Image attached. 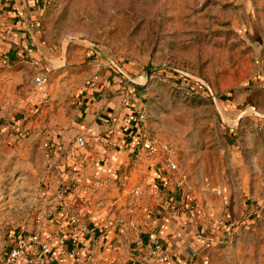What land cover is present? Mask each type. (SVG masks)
Returning a JSON list of instances; mask_svg holds the SVG:
<instances>
[{
	"label": "rangeland",
	"instance_id": "rangeland-1",
	"mask_svg": "<svg viewBox=\"0 0 264 264\" xmlns=\"http://www.w3.org/2000/svg\"><path fill=\"white\" fill-rule=\"evenodd\" d=\"M35 2L41 22L34 55L0 66V239L40 206L44 144L71 126L78 92L98 70L113 68L144 89L145 128L157 147L145 157L176 165L169 171L178 193L202 206L223 197L227 185L232 231L217 238L209 262L264 264V122L246 116L236 126L242 153L234 158L231 124L219 107L257 73L264 0ZM58 58L61 65H52ZM38 72L45 74L39 84ZM244 181L246 203L258 210L251 223L240 211Z\"/></svg>",
	"mask_w": 264,
	"mask_h": 264
},
{
	"label": "crops",
	"instance_id": "crops-1",
	"mask_svg": "<svg viewBox=\"0 0 264 264\" xmlns=\"http://www.w3.org/2000/svg\"><path fill=\"white\" fill-rule=\"evenodd\" d=\"M35 3V0H0V14L4 19L0 57L14 62L34 55L33 32L36 34L41 22V9ZM50 61L54 66L62 63L59 58ZM118 74L119 69L98 70L93 75V85L84 86L78 92L71 126L51 138L46 150L49 164L40 170L47 180L38 184L40 206L35 208L28 223L12 230L28 240L15 264H102L104 258L106 264H157L145 255L134 254L132 224L140 228L145 243L160 239L171 254V264H199L200 258L208 259L209 253L216 249L217 238L232 231L231 214L225 205L226 184L222 185L224 196L205 202L203 215L197 217L187 204L180 202L167 165L156 158L147 160L143 149L139 152L141 162L132 160V151L139 144L133 106L145 94L134 82L125 87L119 84ZM219 107L226 123L231 124L227 139H235L234 158H240L242 151L236 126L241 127L246 116L264 122V51L257 73L231 96L221 98ZM12 120L16 123L23 118ZM81 132H84L85 144L80 147L74 140ZM73 167L75 171L71 170ZM96 179L102 181L101 186L94 185ZM61 186L68 193L56 213L42 218L40 229L41 238L57 231L54 241L33 256L29 240L37 229V215L45 214ZM241 186L244 188L240 211L248 212L241 218L251 223L258 216V210H251L253 205L249 207L246 203L249 183L244 181ZM215 218L222 221L217 228L212 225ZM79 221L87 227V233L81 237L79 257L59 260V239L64 238L68 246L71 231ZM250 226L247 224L244 228ZM10 244L14 242H9L7 234L0 239V256L7 254Z\"/></svg>",
	"mask_w": 264,
	"mask_h": 264
},
{
	"label": "built area",
	"instance_id": "built-area-1",
	"mask_svg": "<svg viewBox=\"0 0 264 264\" xmlns=\"http://www.w3.org/2000/svg\"><path fill=\"white\" fill-rule=\"evenodd\" d=\"M40 3L42 5L47 4V0H40ZM4 35V19L2 14H0V38H2ZM10 60L6 57H0V66H9ZM45 74L42 72H38V74L35 76L34 81L36 83H41L44 79ZM117 81L122 86H126L128 83L126 78L120 74H118ZM90 85H93V82L90 83ZM133 116L134 120L137 126V138L139 139L140 147L134 148L132 151L133 156L136 160L139 159L140 155V149L147 150L148 155L156 152L157 147L152 144V142L149 139V134L145 128V115L143 111V107L141 102L137 103L133 106ZM74 143L77 146H83L85 144V136L84 132H81L75 137ZM45 149L48 150L49 144L46 142ZM48 152H46V156H48ZM168 168L170 170H174L176 168V165L172 162H169ZM72 171H75L76 168H71ZM95 186H101L102 181L99 179H96L94 181ZM68 193V189L65 186H61L56 191V194L54 195V200L51 204H49V209L45 211V214H42V216H38L37 219V229L34 234L31 235V238L29 240L31 250L30 254L35 256L39 253V251L46 250L54 241L55 233L46 235L45 237H40V229L42 227V218L45 215L48 214H54L59 209V204L61 201L64 200ZM137 193V192H136ZM180 202L187 204L191 210L192 215L194 216H202L203 215V208L199 202L196 200H190L185 195L179 194ZM35 214V210H31L28 213V218H32ZM222 221L219 218H215L212 220V225L214 228H217L219 225H221ZM132 249L136 256H142L145 255L148 259H151L152 261L156 262L157 264H171L172 263V257L168 249L163 245V243L160 241L159 238H153L149 243H145L142 238V233L139 227L132 224ZM87 233V227L84 222L79 221L74 228L71 231V234L68 238V246L65 245V239L60 238L58 241L59 250H58V259L59 260H74L79 257L80 251H81V237L82 235H85ZM7 239L10 241H13L14 244H10L9 250L7 254L0 256V264H15L18 256L22 252V250L27 246L28 240L25 239V237L21 235H15L12 230H10L7 233ZM102 264H106V259L104 258L102 260ZM199 264H209V261L206 257L200 258Z\"/></svg>",
	"mask_w": 264,
	"mask_h": 264
},
{
	"label": "water",
	"instance_id": "water-1",
	"mask_svg": "<svg viewBox=\"0 0 264 264\" xmlns=\"http://www.w3.org/2000/svg\"><path fill=\"white\" fill-rule=\"evenodd\" d=\"M257 39H258V42H259V43H261V42H262V40L260 39V37H259V36L257 37Z\"/></svg>",
	"mask_w": 264,
	"mask_h": 264
}]
</instances>
